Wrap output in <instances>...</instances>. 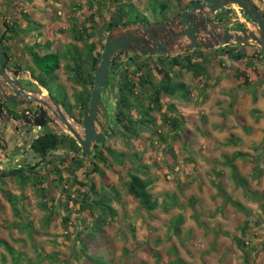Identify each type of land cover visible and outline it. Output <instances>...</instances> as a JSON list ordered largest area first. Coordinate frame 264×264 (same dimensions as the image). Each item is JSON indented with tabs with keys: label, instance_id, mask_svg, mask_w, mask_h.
<instances>
[{
	"label": "rangeland",
	"instance_id": "obj_1",
	"mask_svg": "<svg viewBox=\"0 0 264 264\" xmlns=\"http://www.w3.org/2000/svg\"><path fill=\"white\" fill-rule=\"evenodd\" d=\"M21 1H17L11 8L9 0H0V12H11L12 17L20 21L23 20L21 11L25 10L31 18L38 19L45 27L51 28L54 24L65 27L73 22L79 23L90 9L86 0H75L81 7L78 10L74 8L73 0ZM131 1L149 21L159 19V9L155 12L152 10L151 0ZM159 1L162 0H156L157 3ZM166 1L167 15L172 17L190 0ZM253 1L264 8V0ZM93 5L97 8V2ZM16 7L20 10H15ZM42 11L51 13L54 19L40 17ZM236 12L242 15L239 8L229 6L219 9L214 16L219 17V20L221 15H226L223 23L235 28L236 22L230 18L235 17ZM96 21L99 33L97 41L103 31L99 30L100 19ZM67 40L68 37H64L60 42L61 49ZM81 45L82 42L79 46ZM252 51L254 48L249 47L248 52ZM230 71L232 70L223 71L217 60L212 59L208 74L203 78L198 80L191 73H184V79L192 86L189 102L161 98L162 111L167 110L166 107L173 101L176 115H181L184 120L178 138L169 142L170 148L160 139L152 146L148 133L132 139L135 150L149 166L148 177L153 180L151 193L159 201L158 209L152 213L145 211L126 193L127 176L123 166L105 167L104 180L98 173L89 172L87 163L85 170L81 169L76 173V181H89L94 184L95 191H102L104 183L114 187L116 196L111 205L116 212L113 218L108 217L109 222L102 233L88 238L82 230L77 240L78 225L70 227L68 236L63 232L61 217L66 212L60 205L58 189L51 195L53 203L58 204L59 209L52 220L45 223L44 218L48 212L40 208V198L35 190L30 186L20 190L12 177L0 175L1 188L24 197L23 202L16 205L18 213H15L0 194V239H4L22 254V260L18 264H177L174 260L178 258L183 259L185 264H264V211L260 205L264 203V86L261 84L250 88H235V79ZM61 77L64 78L65 74ZM204 83L208 84L205 88ZM114 94L115 89L107 94L102 91L101 99L107 116L109 115V122H112L110 118L113 117ZM252 96H256L255 101ZM234 102L235 109L230 106ZM252 109L258 111L253 112ZM154 114L160 123L159 112ZM236 115L245 119V124L250 129L248 132L238 124L235 125ZM161 127L167 135H173L167 126ZM115 128L114 123L113 129ZM112 147L118 151H127L125 142L119 137L114 139ZM237 150L248 154L236 158L234 162L239 172L248 180L250 191H257L256 198L247 196L234 184L230 166L224 164V156ZM23 151L24 148H21L16 152L18 162L15 161V156L9 158L12 169L17 168L19 163L26 165L32 161V153L20 156ZM56 153L65 152L59 149ZM5 164L0 163L4 171ZM254 166L262 168V175L258 179L252 176ZM213 169L223 172L219 179L226 192L232 199L249 208L250 215L245 216L217 195L213 184ZM41 172L40 169L39 173ZM76 186L88 190L85 185ZM178 214H181L182 221L179 223V232H175L173 222ZM76 216L77 213L72 212L71 219L75 223ZM18 222L22 226H31L21 229L16 225ZM234 237L244 240L248 248L243 245L241 248ZM82 244L86 245L83 250ZM0 253L5 256L0 264H13L12 258L2 246ZM88 257L93 258L92 261ZM18 258L14 257L16 260Z\"/></svg>",
	"mask_w": 264,
	"mask_h": 264
},
{
	"label": "trees",
	"instance_id": "obj_2",
	"mask_svg": "<svg viewBox=\"0 0 264 264\" xmlns=\"http://www.w3.org/2000/svg\"><path fill=\"white\" fill-rule=\"evenodd\" d=\"M86 1H88L90 9L79 21L82 26L81 31L77 26L72 31L73 36L82 40L83 45L81 48H78L77 45H72L66 55V58L69 57L71 61V64L66 65V70L73 73L71 77L73 81L83 86L80 98L81 107L88 102L90 97L94 64L103 48L107 31L115 25L130 21L149 22V19L135 7L131 0ZM94 2H97V8L92 11ZM107 2L110 4H107ZM189 2L183 4L177 13ZM156 3V0H151L152 10L155 12L157 8L159 9L160 17L157 20L169 18L170 16L167 15V1H159L157 6ZM72 4H74L76 10L81 8L80 4L75 3V0L72 1ZM28 16L26 12L21 11V18L26 21V24L33 22ZM39 16L54 19L49 12L42 11ZM221 17L225 18L226 15H221ZM96 19H100L101 29L99 30L103 31V35L96 42H93L90 40V36L93 35L97 28L98 21ZM13 22H17V20H5L2 23L10 30L9 27ZM242 27L243 25L239 23L235 25V28ZM78 32L80 35L75 36V33ZM85 34L86 37L84 36ZM249 47H253L254 51L248 52ZM33 56L44 68L49 69V73L59 66L58 56L53 53L45 54L44 56L34 54ZM254 58L264 61L263 51L255 46L241 44H227L214 49L195 48L175 56H138L133 57L132 60L129 59L128 53H120L113 59L110 66L111 85L117 89L114 94L112 115L116 125L113 137L103 144L94 145L93 155L89 160L82 156L71 159L64 155L51 154L46 163L47 173L39 174L37 170L18 169L13 172L10 171L8 174L12 176L20 190H23L26 186H30L35 190L40 198V208L48 212L44 218L45 223H49L56 215V210L59 209V205L53 203L54 199L51 195L55 189H58L61 197L60 205L66 212L61 217L63 232L68 236L70 227L78 225L77 240L82 230L85 231L88 238H94L102 233L104 226L109 222L108 217L109 219L113 218L116 212L111 205L113 198L116 196L114 187L112 188L111 185L104 183L102 191H95L94 184L89 181L88 183L87 181L83 183L75 181V171L85 170L87 163L90 167L89 172L98 173L104 180H106L105 167L116 168L123 166L127 176L125 181L126 193L136 200L145 211L152 213L158 209L159 201L151 193L153 180L148 177L149 166L143 156L135 150L131 142L132 139L137 138L140 134L148 133V139L152 146L160 139L166 142L170 148V143L178 138V132L184 120L181 115H176L177 112L173 101L168 104L167 110L162 111L161 98L180 99L186 103L190 101L192 86L184 79V73L189 72L194 78L199 80L208 74L212 59H216L218 66L223 71L228 69L227 62L234 65L235 88L256 87L264 83V70L260 69ZM203 86L205 88L208 84L204 83ZM117 96L118 99L116 98ZM252 97V100L255 101L256 96ZM230 106L235 109V102ZM156 111L159 112L160 123L157 122V117L154 114ZM252 111L257 112L258 110L252 109ZM235 120H237L235 125L238 124L246 132L250 130L242 116L236 115ZM162 125L167 126L173 135H167L162 130ZM116 137L121 138L125 142L127 151H118L112 147ZM64 146L75 150L77 143L74 138L68 135L59 137L52 133H46L34 139L31 144L32 152L39 157H46L50 152L53 153ZM247 155L243 151H234L231 155L224 156V164L230 166V176L234 184L240 187L247 196L251 195L256 198L257 191H250L248 180L239 172L234 162L236 158ZM64 172H67L68 176H63ZM212 173L215 176L213 184L217 195L245 214V216L250 215L249 208L240 201L232 199L226 192L223 183L219 179L223 176V172L220 169H213ZM261 175L262 168L254 166L252 169L253 178L258 179ZM76 184L85 185L90 191L81 189ZM0 194L9 202L15 213H18L16 205L23 202V195H15L1 187ZM70 203L71 205H69ZM260 205L262 211H264V203H260ZM72 212L77 213L75 217L77 219L76 223L71 219ZM83 212L85 214H82ZM181 221V214L174 217L173 223L175 225L173 228L175 232H179V223ZM16 225L21 229L31 226L30 224L22 226L19 222ZM234 240L241 248H248L244 240L235 237ZM0 246L12 258L13 264H18L22 260V254L13 249L4 239H0ZM83 248H86L85 244H82V250ZM14 257L19 258L16 260ZM88 258L91 261L93 259L91 257ZM0 260H5V256L2 253H0ZM174 261L177 264H185L181 258ZM246 262L249 263L248 261Z\"/></svg>",
	"mask_w": 264,
	"mask_h": 264
},
{
	"label": "flooded vegetation",
	"instance_id": "obj_3",
	"mask_svg": "<svg viewBox=\"0 0 264 264\" xmlns=\"http://www.w3.org/2000/svg\"><path fill=\"white\" fill-rule=\"evenodd\" d=\"M17 1L21 0H9L11 8H13L12 6H14ZM95 6L96 5H93L92 11L96 9ZM15 10L20 9L16 7ZM23 12L26 11L24 10ZM11 14V12H0V157L4 156L6 150L8 151V156L4 159H0V163L3 162L5 164L6 162V166L4 167L6 171L0 166V175L2 176L5 174L6 176L10 171H16L18 169L37 170L38 173L41 169L42 172L39 174H44L48 172L46 163L50 155H47L46 157L36 156L31 148L33 140L38 138L41 134L46 133H52L59 137L67 134L61 130L59 126L55 125L54 116L46 105L34 100L13 102L12 98L18 99L19 95L22 93H31L36 95L38 99L46 100L49 98V95L51 98H55L59 102L64 112L75 124L81 121L83 107H81L80 98L83 86L82 84L73 81L71 79L73 73L66 70V65L71 64L69 57L67 56L68 58H66V55L69 47L72 48V45H77L78 48L82 47V40L76 39L73 36L74 34H72V31L76 26L80 28V31L82 26L80 22H73L67 24L65 27L54 24V26L49 28L45 27L44 23L40 22V20L31 18L30 15L28 17L33 22L26 24V21H19L16 18L14 19ZM3 15H7V17ZM242 15L244 18L249 19L243 11ZM214 17L221 23L225 20V18L222 17L219 20V17ZM12 19L17 20V22L11 23L9 27L10 30H8L2 22ZM77 35H80V33H75V36ZM84 36L86 37V34ZM96 36L97 29H95L93 35L90 36V40L96 42ZM64 37H68V40L64 41L62 44L63 48L61 49L60 42ZM80 42H82L81 46H79ZM49 53L57 55L59 59V66L52 70L51 73L48 72V68H44L34 59L33 56L34 54L44 56ZM254 60L256 63L260 62L258 65L260 64L261 67H264V61L256 58H254ZM64 74L65 77L62 78L61 76ZM112 89H115V92L117 91V89L111 85V77H109V84L103 90V94H107L108 91L111 92ZM54 90L56 91L53 92ZM40 107L43 108V117L46 122L45 126H32L26 124L25 121L22 120V118L26 116L27 119L34 122V117L39 114ZM104 113L107 117L106 127L110 130H114L115 133L116 128L113 129V117L110 118L112 119V122H109V115L107 116L105 106ZM78 147V143L75 150H71L64 146L63 148H60V150H63L65 153H56V150L52 154H60L73 159L81 156L80 152H76ZM21 148H24V151L20 156L32 153V161L26 163V165L19 163L17 168L12 169V165L9 163V158L11 156L16 157V152ZM93 149L91 150L90 155L86 157L88 160L92 158ZM43 158L44 163H41ZM15 161L18 162L17 157L15 158ZM36 162H39V164L34 169H29V166ZM78 171L80 170L75 171V177ZM7 176L10 175L8 174ZM63 176H68V173L65 172V175L63 174Z\"/></svg>",
	"mask_w": 264,
	"mask_h": 264
},
{
	"label": "water",
	"instance_id": "obj_4",
	"mask_svg": "<svg viewBox=\"0 0 264 264\" xmlns=\"http://www.w3.org/2000/svg\"><path fill=\"white\" fill-rule=\"evenodd\" d=\"M229 6L239 8L248 16L249 19H246L236 12L235 17L230 18L244 28H230L215 19L214 15L219 9ZM227 44L256 46L264 53V8L253 0H192L178 14L165 20L130 21L113 26L107 31L103 48L94 64L90 97L83 106V116L77 124L49 95L48 99L42 100L34 94L22 93L18 99L12 100H34L46 105L54 116L55 125L76 140L79 145L76 152L86 158L94 145L105 143L114 134V130L106 127L107 117L101 97L109 84L110 66L117 55L128 53L130 60L149 55L175 56L195 48L214 49ZM22 120L32 126L46 125L42 107L34 122L26 116ZM5 152L0 159L8 156V151ZM41 163H44V158ZM38 164H31L29 169H34Z\"/></svg>",
	"mask_w": 264,
	"mask_h": 264
},
{
	"label": "crops",
	"instance_id": "obj_5",
	"mask_svg": "<svg viewBox=\"0 0 264 264\" xmlns=\"http://www.w3.org/2000/svg\"><path fill=\"white\" fill-rule=\"evenodd\" d=\"M22 2V1H21ZM41 22V21H40ZM226 65H227V67H228V69H231L232 71H230L231 73H232V75H233V69H234V65H231V64H229L228 62L226 63ZM259 67H260V69H262L261 68V65L259 64ZM235 79V78H234ZM236 83V82H235ZM262 85L264 86V83H262ZM235 86V85H234Z\"/></svg>",
	"mask_w": 264,
	"mask_h": 264
}]
</instances>
